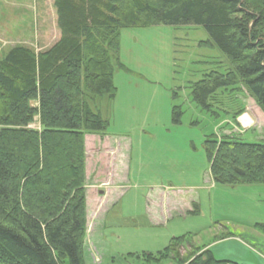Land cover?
Listing matches in <instances>:
<instances>
[{"label":"trees","instance_id":"trees-1","mask_svg":"<svg viewBox=\"0 0 264 264\" xmlns=\"http://www.w3.org/2000/svg\"><path fill=\"white\" fill-rule=\"evenodd\" d=\"M54 5L57 42L37 53L15 46L0 60V264H85V135L105 134L109 124L90 100L117 94L115 64L124 67L121 29L203 26L209 38L200 45L219 48L231 67L194 82V100L211 109L214 95L246 89L264 112V0H54ZM242 113L232 117L236 121ZM181 116L182 108L174 106V123ZM204 146L214 182L264 184V142L212 133ZM255 227L264 234V224ZM180 239L143 254L160 260ZM174 255L179 264L228 262L208 249L186 262L179 251Z\"/></svg>","mask_w":264,"mask_h":264},{"label":"rangeland","instance_id":"rangeland-1","mask_svg":"<svg viewBox=\"0 0 264 264\" xmlns=\"http://www.w3.org/2000/svg\"><path fill=\"white\" fill-rule=\"evenodd\" d=\"M59 37L54 0H0V60L15 46L44 51ZM208 38L196 25L121 29L117 94L90 100L109 124L105 134H88L86 207L95 228L85 237V264H179L176 251L186 262L227 230L260 243L248 233L261 232L242 225L264 224V184L214 182L204 143L212 133L264 142V125L252 126L257 103L246 89L214 95L211 109L194 100V82L231 67L219 48L200 45ZM176 105L180 124L173 120ZM177 236L174 252L160 260L143 254Z\"/></svg>","mask_w":264,"mask_h":264},{"label":"crops","instance_id":"crops-1","mask_svg":"<svg viewBox=\"0 0 264 264\" xmlns=\"http://www.w3.org/2000/svg\"><path fill=\"white\" fill-rule=\"evenodd\" d=\"M253 109L255 110V113L253 115H254L255 121L258 124L252 123V126L253 125L259 126V123H263V125H264V112L262 111V109L258 105H257V107H254ZM222 111H223V115L229 116V112L226 109H222ZM218 118H220V116ZM242 130H244V129H242ZM97 135L98 134H94L92 136H97ZM85 137H86V141H87L88 138L91 136L87 134V135H85ZM85 150H86L85 173H86V180H87L89 178L88 177V167H87V160H88V156H89L88 155V152H89L88 141L85 143ZM88 212H89V210L86 207V214H87L86 234H88L89 232H92L93 228H95L94 223L93 224L89 223ZM165 218H166V216H165ZM250 220L251 221L248 222L247 225L244 224V222H241L242 224H244L242 226H244L246 228L253 229L254 231H257L255 224L258 221L252 220V219H250ZM156 221L161 223V219L160 220L157 219ZM241 223H235V224H241ZM227 231H228L227 232L228 234H226V235H221V234L216 235L214 241L211 244L206 245L205 248H203V250L204 249L210 250L212 255L214 256V258L216 260L228 261L226 264H264V251H263L264 250V236H262L264 234H262V232H261V234L258 233L259 235H257V236H253V235H250V233H248V235L250 237H253L256 240H259V242L261 243V244L256 243V245H257L256 246L254 244H251L250 242H248L244 238L238 236V233L233 234L229 230H227ZM242 233L244 234L243 231H242ZM178 237H181V236H177L176 238H178ZM261 249H263V250H261Z\"/></svg>","mask_w":264,"mask_h":264}]
</instances>
